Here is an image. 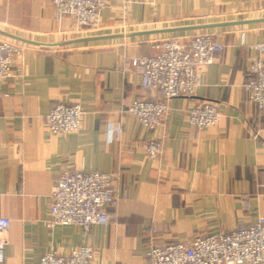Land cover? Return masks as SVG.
Segmentation results:
<instances>
[{
    "label": "crops",
    "instance_id": "0c3cea01",
    "mask_svg": "<svg viewBox=\"0 0 264 264\" xmlns=\"http://www.w3.org/2000/svg\"><path fill=\"white\" fill-rule=\"evenodd\" d=\"M107 0L98 29L72 16L56 19L52 0H0V39L23 44L12 76L0 79V215L11 220L3 264H39L49 251L67 254L88 245L94 264H147L151 245L251 224L264 216V108L249 101V63L264 41L261 0H152L124 8ZM178 28L177 30H168ZM211 32L224 44L202 71L192 96L169 101L165 122L143 126L127 107L150 96L132 64L168 36L185 41ZM21 37L41 45L19 40ZM217 103L218 124L191 125L195 103ZM60 102L85 111L81 130L54 133L46 114ZM109 122L122 132L108 139ZM162 138L163 152L145 144ZM64 169L116 176L117 204L107 225L88 231L75 224L48 226L52 192Z\"/></svg>",
    "mask_w": 264,
    "mask_h": 264
},
{
    "label": "built area",
    "instance_id": "2783aa9c",
    "mask_svg": "<svg viewBox=\"0 0 264 264\" xmlns=\"http://www.w3.org/2000/svg\"><path fill=\"white\" fill-rule=\"evenodd\" d=\"M152 0H124V8L137 2ZM264 1V0H261ZM56 19L72 16L78 27L98 29L107 0H52ZM24 46L18 41L0 39V79L12 76L15 55ZM154 52L137 56L132 64L141 75L142 88L151 93L135 99L127 111L149 129L163 124L167 118L169 101L175 97L192 96L202 83L204 67L213 63L224 44L211 32H197L184 40L182 36H168L152 42ZM249 49L258 53L249 63L254 77L246 84L249 101L264 108V41L251 43ZM85 111L79 103L60 102L46 114V126L54 133L81 130ZM221 112L217 103L205 100L190 108L187 120L198 128L219 123ZM122 132L121 123L109 122L108 139ZM163 139L153 138L145 144L146 153L155 157L163 152ZM116 176L100 171L64 169L52 192L51 218L48 226L75 224L88 231L93 224L107 225L114 217L111 211L117 204ZM11 226L8 217L0 215V264L5 261L6 234ZM95 250L82 245L64 254L45 253L39 264H94ZM147 264H264V216L251 224L217 233L198 236L189 242L151 245Z\"/></svg>",
    "mask_w": 264,
    "mask_h": 264
},
{
    "label": "water",
    "instance_id": "95a60500",
    "mask_svg": "<svg viewBox=\"0 0 264 264\" xmlns=\"http://www.w3.org/2000/svg\"><path fill=\"white\" fill-rule=\"evenodd\" d=\"M247 21H264V18H260V19H249V20H242V21H234V22H227V23L204 24V25H198V26H192V27H194V28H196V27H211V26H218V25H223V24L247 22ZM177 29L178 28H172V29H168V30H177ZM12 37H15V38H17L19 40H22V41L36 43V44H41V45H46V46L67 44V43L77 42V41L86 40V39H90V38H95V37L77 38V39H71L69 41H65V42H62V43H55V44H53V43H40V42L30 41L28 39H24V38L17 37V36H14V35Z\"/></svg>",
    "mask_w": 264,
    "mask_h": 264
}]
</instances>
